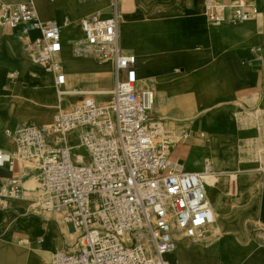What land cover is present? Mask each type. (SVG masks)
<instances>
[{
  "label": "built area",
  "instance_id": "1",
  "mask_svg": "<svg viewBox=\"0 0 264 264\" xmlns=\"http://www.w3.org/2000/svg\"><path fill=\"white\" fill-rule=\"evenodd\" d=\"M95 1L110 2V13L81 21L84 36L74 53L111 62L113 85L104 101L83 94L76 107L59 110L51 126L27 123L6 131L15 150L0 149V168L11 173L0 206L7 211L25 197V170L38 163L40 211L60 212L67 227L81 230L51 264H179L167 253L184 241L204 244L214 223L204 179L212 166L205 160L203 171L191 172L173 165L169 143L152 117L156 93L140 80L135 54L121 46L119 0ZM206 13L213 25H237L260 14L249 0H207ZM0 20L4 27L22 28L25 50L65 95L62 27L42 21L32 3L2 6ZM30 31L37 36L29 37ZM74 133L76 146L69 141ZM78 147L86 162L77 159Z\"/></svg>",
  "mask_w": 264,
  "mask_h": 264
},
{
  "label": "crops",
  "instance_id": "2",
  "mask_svg": "<svg viewBox=\"0 0 264 264\" xmlns=\"http://www.w3.org/2000/svg\"><path fill=\"white\" fill-rule=\"evenodd\" d=\"M185 1L193 5L202 0ZM135 2L119 0L121 13L136 14ZM249 2L257 6V0ZM21 3L30 2L0 0V9ZM96 3L95 0H42V10L38 8L42 21L63 20L58 24L65 35V50L60 57L69 60L70 65L65 71L66 91L87 88L108 91L113 85V66L108 68L107 62L100 61L95 53H74L75 42L83 39L78 35L81 21L94 14L110 13V6L103 12L95 11ZM259 16L244 26L242 23L221 25L224 29L220 34L232 35L234 41H214L213 50L217 55L212 74L208 70L200 71L204 118L171 150V161L182 170L201 172L208 160L212 167L216 166L215 171L221 173V178L230 180L228 187L235 189L236 194L228 195L227 186L221 185L211 194L213 208L226 219L245 223V232L232 229L225 232L233 240L235 252L244 250L248 255L263 250L258 257L264 260V228L258 224V221L264 222V11L261 19ZM36 36L37 32H29V37ZM26 42L22 28L4 27L0 20V149L8 152H13L15 145L7 137V130H17L27 123L46 125L53 121L55 114L52 106L56 96L55 78L25 50ZM198 45L201 50L202 44ZM79 97L65 104L75 103ZM25 171L24 187L29 177L36 176L39 182V169L32 167ZM233 174L237 179L232 178ZM10 176L7 168H0V192ZM24 210L18 200L12 201L7 211L0 206V234L7 232L12 214L32 219V224L27 225L35 229L34 238L19 229L8 234L20 253L28 251L32 256L24 264H49L51 255L69 245L61 224L55 218L47 219L33 211L24 215ZM50 222L64 240L60 251H52L45 245Z\"/></svg>",
  "mask_w": 264,
  "mask_h": 264
},
{
  "label": "bare ground",
  "instance_id": "3",
  "mask_svg": "<svg viewBox=\"0 0 264 264\" xmlns=\"http://www.w3.org/2000/svg\"><path fill=\"white\" fill-rule=\"evenodd\" d=\"M21 1H29L36 7L37 11L38 8L42 10V0ZM256 4L263 16L264 0H257ZM95 5L98 7L95 11L103 12L110 6V2H97ZM56 6L57 8L59 6L57 1ZM134 8L136 14L127 16L121 13V45L124 50L135 54L140 80L143 84L151 86L156 93V105L152 110V117L159 121L161 137L164 140L168 138L167 124L163 122L165 118L162 117L164 111L177 108L182 115H191L189 124L184 129H180L181 132L178 133L177 137H172V140L178 143L183 136L187 137L189 132L196 128L200 119L204 118L201 103L202 94L199 92L200 71L204 69L208 70L210 75L212 74L213 61L217 55V51L213 50L214 41H234V39L232 35L220 34L224 29L223 26L209 23L206 13V0L193 5L188 4L185 0H136ZM108 14L104 12L103 16ZM62 21L60 19L58 23ZM252 22L251 20L246 21L242 23V26ZM78 35L83 37L82 29ZM64 40L65 35L62 29V54L65 50ZM198 44H202L201 50H199ZM60 61L65 72L70 66L69 60L61 56ZM107 65L108 68H112L111 62H107ZM44 70L46 73L49 72ZM49 74L52 75L51 72ZM55 91V103L52 106L58 111H64L65 103L73 97H83V94L108 95L107 90L66 91L64 95V92L60 93L56 86ZM53 121L45 126H51ZM76 137L77 134L74 133L69 140L74 146L77 145ZM77 150L79 151L77 159L86 162L87 155L84 150L79 147ZM176 167L180 168V166ZM212 169L214 170L211 173L204 175V179L207 185V196L214 203L211 194L219 189L217 179L221 173L215 171L216 166L214 165ZM232 178L237 179V176L233 174ZM36 184L38 183L31 182L32 186ZM39 194L38 190H35L34 195L36 197L34 199L28 197L18 199V203L25 209L24 215L31 208L35 209L34 211H40L42 198ZM19 210H22L21 206H19ZM213 218L214 223L211 227L214 229V233L211 234L210 227L208 240L204 244L194 245L191 242H181L174 251L167 253L166 257L171 261H177L179 264H264V260L258 257L263 250L251 252L248 255L244 250L235 252L233 240L226 236L225 232L229 229L245 232L244 222L224 218L215 207L213 208ZM57 219L65 237L69 236L71 240L78 238L81 233L80 229L72 230L66 226L63 219ZM32 222V219L25 220L22 215L12 214V219L6 227L7 232L0 234V264H24V261L32 259L28 251L20 253L17 250L8 234L19 229L22 232L30 233L34 238L35 229L31 225H27L28 223L32 224ZM258 224L264 228V222L258 221ZM211 237H215L216 240L212 241ZM63 244L64 240L60 232L50 222L45 245L51 247L52 251H58L62 249Z\"/></svg>",
  "mask_w": 264,
  "mask_h": 264
},
{
  "label": "rangeland",
  "instance_id": "4",
  "mask_svg": "<svg viewBox=\"0 0 264 264\" xmlns=\"http://www.w3.org/2000/svg\"><path fill=\"white\" fill-rule=\"evenodd\" d=\"M262 18V15L260 14L259 16V19ZM85 90H91V91H97V90H102V89H98V88H87ZM93 97H95L97 100L99 101H104V97L105 96H99V95H94ZM83 100V97H79L77 102H68V105H65V109L64 111H68V110H71L73 109L74 107H76L79 103H81ZM58 113V110H55V114H54V117L53 119H55V116L57 115ZM164 114L162 115V117L165 118V120H163V122H165L167 125H166V130L168 131V134H167V141H169L170 145V151L175 148L179 143H176L175 140H172V137L173 136H178V133L181 132L180 129H184L185 126H187V124H189V119L191 118V115H182L181 112H179V110L177 108H171V109H167L166 111L163 112ZM54 122V121H53ZM182 132H184L182 130ZM184 138V136L180 139L182 140ZM30 166L34 167V169H39V165L38 163H33V164H30ZM37 182L38 184H36L35 186H32L31 185V182ZM217 183L219 184V187L222 185V186H227V190H225L228 195L230 196H234L236 194V190L233 189V188H230L228 186H231V182L230 180L228 179H223L221 177H218L217 179ZM25 189H26V194L25 196L28 197V198H32L34 199L36 196L34 195V191L35 190H38V192L40 193L39 195L41 196L40 198H44V190H43V187L39 184L38 180H37V177L36 176H32V177H29L27 180H26V183H25ZM35 210V209H34ZM33 209H29L28 210V213H30L31 211L35 212L36 214L38 215H41L43 216L44 218H47V219H52V218H59V219H63V214L60 213V212H57L55 213L54 215H45L44 213L36 210L34 211ZM28 215H31V214H28ZM58 220V219H57ZM73 230V229H72ZM214 233V229L211 227V234L213 235ZM77 239V238H76ZM75 239V240H76ZM75 240H71V238L69 236H66V243L68 244H73L75 242ZM211 240L212 241H215V237H211ZM186 242H189V241H186ZM190 243V242H189ZM191 244H198V243H191ZM60 251V250H59ZM52 259H53V255L50 256L49 258V264H51L52 262Z\"/></svg>",
  "mask_w": 264,
  "mask_h": 264
}]
</instances>
